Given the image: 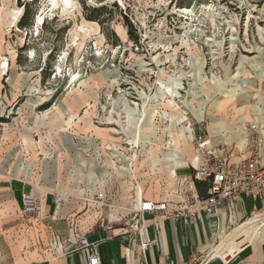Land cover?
<instances>
[{
  "label": "rangeland",
  "instance_id": "1",
  "mask_svg": "<svg viewBox=\"0 0 264 264\" xmlns=\"http://www.w3.org/2000/svg\"><path fill=\"white\" fill-rule=\"evenodd\" d=\"M11 1L0 0V148L6 149L0 173L13 150L7 162L15 159L14 175L17 168L31 169L28 140L21 141L38 135L26 127H45L53 118L60 131L76 124L73 135L56 134L64 152L72 139L83 146L92 136L84 132L87 123L85 129L97 127L130 156L143 157L152 145L172 147L174 138L177 150L169 152L179 159L183 144L198 153L200 137L230 132L244 142L242 113L264 98V0H70L66 13L61 0L56 10L52 0ZM20 3L28 4L26 29L19 27ZM124 16L138 42L129 37ZM47 112L53 114L43 119ZM211 141L214 152L248 157L245 146L234 156L235 145ZM190 154H184L189 163ZM152 161L141 168L158 171L162 161ZM68 165L67 173L75 163Z\"/></svg>",
  "mask_w": 264,
  "mask_h": 264
},
{
  "label": "crops",
  "instance_id": "2",
  "mask_svg": "<svg viewBox=\"0 0 264 264\" xmlns=\"http://www.w3.org/2000/svg\"><path fill=\"white\" fill-rule=\"evenodd\" d=\"M3 1L13 6L11 0ZM263 92L260 94L263 95ZM54 108L55 106L50 110ZM242 110L239 109L240 112ZM70 112L74 114L73 106ZM30 115L32 119L31 110ZM242 115L246 117L241 132L245 136L244 142L239 139L240 136L237 140L229 132V143L226 141L227 137L212 138L209 135L206 144L210 147L212 139L222 138L226 145H235L234 156L242 146H245L246 156H250L253 147L246 124L257 123L260 131H264V99L254 106L247 105ZM53 119L47 120L45 127L30 123L26 127L28 132L34 134L35 131L38 135V139L37 136H23L21 141L22 144L25 137L28 140L24 149L26 160L34 164L31 169L24 172L21 167L17 168L16 176L14 175L10 169L15 159L7 162L8 158L16 155L17 151L14 150L2 163L0 264H88L86 251L67 248L82 235H86L91 242L98 243L97 256L100 264H264V204L257 194L238 198L234 209L222 207L218 214L220 228L217 232L211 229L207 217L197 225L184 228L177 220H163L147 214L144 217L146 229L143 239L152 242V246L143 252L139 246L133 248L123 243L117 235L131 216L127 209L136 207L141 198L165 201L170 205L181 203L186 183L192 178L194 169L203 164V156L194 151L191 144L189 147L183 144L184 152L179 159L178 153L169 152L174 148L177 150L174 146L176 138L169 144L172 147L152 145L143 157L137 154L130 156L126 151L119 150L115 142L108 140L107 133L95 126L85 129L88 123L84 132H89L92 136L85 138V143L80 142L83 146L72 139L69 152L65 150L66 154L57 148L56 134L73 135L76 124L73 128L67 126L71 128L67 131H60L61 124L54 123ZM209 121L208 130L211 133L210 118ZM126 144L132 145L129 140ZM2 150L6 149L0 148V162L4 153ZM150 150L156 156H151ZM170 153L174 154L176 164L166 165ZM189 153H197L200 162L189 163L184 155ZM221 153L224 154V150ZM231 156L229 157L233 161L241 160ZM136 157L137 162H134ZM144 160L162 162L156 171L153 169L157 166L152 167L150 164L147 168H141L143 165L140 164ZM88 161L93 164L88 166ZM113 162L117 170L112 166ZM68 163H75L69 173L66 170ZM125 163L132 164L130 171L121 167ZM178 163L181 165L178 166ZM9 170L11 178L4 175L10 173ZM99 193H103L106 200L114 206L108 208L83 200L85 196L94 197ZM24 194L40 199L43 211L41 219L23 214ZM55 197L60 198L57 205L54 203ZM108 224L113 225V230L106 229Z\"/></svg>",
  "mask_w": 264,
  "mask_h": 264
},
{
  "label": "built area",
  "instance_id": "3",
  "mask_svg": "<svg viewBox=\"0 0 264 264\" xmlns=\"http://www.w3.org/2000/svg\"><path fill=\"white\" fill-rule=\"evenodd\" d=\"M248 137L252 143L250 156L239 161H233L223 153L209 149L206 141L198 143L197 151L204 162L194 169L192 178L187 181L181 203L170 205L165 201H149L141 198L133 209H127L131 214L123 224L121 232L117 235L133 248L139 246L146 252L152 242L145 241L143 234L146 229L144 217L147 214L160 217L163 220H177L180 225L187 228L197 225L207 217L208 223L214 232L220 228L218 214L222 207L234 209L236 200L242 196L259 195L264 204V131H260L257 123L246 126ZM193 140H196L192 134ZM204 183L207 187L206 195H200L196 183ZM83 200L89 203L100 204L112 208L103 193L94 197L85 196ZM54 203H60V198L55 197ZM22 210L25 216L41 219L43 216L40 199L24 194L22 196ZM113 225H106V229L113 230ZM68 250L86 251L88 264H100L97 256V242H91L86 235H82L69 245Z\"/></svg>",
  "mask_w": 264,
  "mask_h": 264
},
{
  "label": "bare ground",
  "instance_id": "4",
  "mask_svg": "<svg viewBox=\"0 0 264 264\" xmlns=\"http://www.w3.org/2000/svg\"><path fill=\"white\" fill-rule=\"evenodd\" d=\"M62 1V3H63V5H62V10H63V12H68V11H71L73 8H72V3H71V1L70 0H61ZM52 6H53V10L55 9H57V8H59V5L57 4V2H56V0H52ZM188 10V9H187ZM40 22V21H39ZM72 85V84H71ZM264 99V98H263ZM228 101V100H227ZM53 114V112H47V113H45L43 116H42V118L43 119H46L47 117H49L50 115H52ZM212 119H213V117H212ZM211 119V120H212ZM216 120H217V118H216ZM63 128V127H62ZM71 129V128H70ZM216 131V130H215ZM137 140V143L139 142V139H136ZM112 157V156H111ZM189 160L192 162L193 161V163H199L200 162V156L199 155H193V154H190V156H189ZM135 161H137V158H135L134 159V162ZM166 165H172V164H176L175 163V159H174V155H169L168 156V159H167V161H166ZM132 168V165L131 166H126V167H123V169L126 171L127 169H131ZM226 236H229V234H227ZM227 244H229V243H227ZM216 257H221V256H216ZM222 258V257H221Z\"/></svg>",
  "mask_w": 264,
  "mask_h": 264
},
{
  "label": "trees",
  "instance_id": "5",
  "mask_svg": "<svg viewBox=\"0 0 264 264\" xmlns=\"http://www.w3.org/2000/svg\"><path fill=\"white\" fill-rule=\"evenodd\" d=\"M18 2H21V0H18ZM20 6H22L25 9V13L19 22V27L27 28L28 25L26 24V20H27V14H28V9H27L28 4L21 5V3H20ZM123 19H124V23L127 27V32H128L129 37L132 38L133 41L138 42L139 39H138V36L135 35V30H134L132 23L129 21L128 17H126V16H124ZM196 186H197V189H198L200 195L205 196L206 195V189H207L206 185L197 182Z\"/></svg>",
  "mask_w": 264,
  "mask_h": 264
}]
</instances>
